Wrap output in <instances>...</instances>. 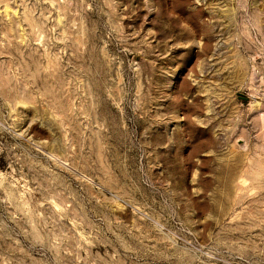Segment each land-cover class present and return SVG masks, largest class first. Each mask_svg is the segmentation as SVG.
Returning a JSON list of instances; mask_svg holds the SVG:
<instances>
[{"label":"rangeland","instance_id":"1","mask_svg":"<svg viewBox=\"0 0 264 264\" xmlns=\"http://www.w3.org/2000/svg\"><path fill=\"white\" fill-rule=\"evenodd\" d=\"M0 264H264V0H0Z\"/></svg>","mask_w":264,"mask_h":264}]
</instances>
